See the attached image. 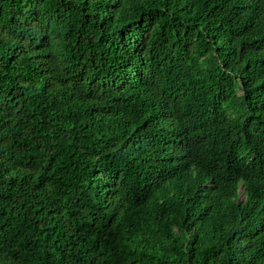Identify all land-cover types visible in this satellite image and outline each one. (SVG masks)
Instances as JSON below:
<instances>
[{
	"label": "trees",
	"instance_id": "trees-1",
	"mask_svg": "<svg viewBox=\"0 0 264 264\" xmlns=\"http://www.w3.org/2000/svg\"><path fill=\"white\" fill-rule=\"evenodd\" d=\"M0 264H264V0H0Z\"/></svg>",
	"mask_w": 264,
	"mask_h": 264
}]
</instances>
